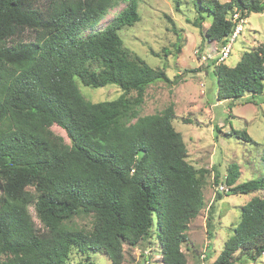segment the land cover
<instances>
[{"label": "trees", "instance_id": "16d2710c", "mask_svg": "<svg viewBox=\"0 0 264 264\" xmlns=\"http://www.w3.org/2000/svg\"><path fill=\"white\" fill-rule=\"evenodd\" d=\"M138 1L0 0V264H68L74 252L98 251L123 264L124 245L153 236L163 264H187L182 246L205 206L204 172L187 161L173 106L125 122L148 86L170 83L164 69L147 65L119 34L140 21ZM121 3L126 7L96 30ZM196 5L212 19L204 38L222 48L237 21L264 13V0ZM205 21L199 16L193 26L202 30ZM212 70L219 102L263 95L264 43L245 51L235 67L213 63ZM77 79L94 89L117 85L124 95L93 103ZM132 91L134 100L126 97ZM54 125L70 144L52 133ZM239 174L229 169L231 194H263L243 206L234 235L211 264H237L238 252L252 260L264 254V176L236 185ZM82 214L94 217L90 230L67 226Z\"/></svg>", "mask_w": 264, "mask_h": 264}, {"label": "rangeland", "instance_id": "374dc122", "mask_svg": "<svg viewBox=\"0 0 264 264\" xmlns=\"http://www.w3.org/2000/svg\"><path fill=\"white\" fill-rule=\"evenodd\" d=\"M196 1L179 0L177 8L175 0H140L137 2L140 21L123 28L119 34L129 51L150 67L164 69L170 79V83L157 81L148 86L142 103L130 110L125 122L133 125L141 117L160 114L169 106L174 107L173 126L183 136L188 150L187 161L204 172L200 180L205 206L191 221L187 232L189 242L182 246V251L187 264H211L234 235L243 206L263 194H231V187L226 183L229 169L235 166L239 170L236 185L264 176V94H247L242 99L219 102L212 64L225 63L235 67L245 51H253L263 44L264 13H253L239 22L238 15L230 14L237 26H242V31L228 59L221 62V44L204 38L212 19L208 13L200 12ZM125 7L126 4L121 3L110 10L96 30L107 26ZM199 16L206 18L202 30L193 26ZM177 46L181 50L178 51ZM77 83L83 96L93 103L115 101L124 95L117 85L94 89L84 86L78 79ZM137 96L136 91L126 95L131 100ZM51 131L70 144L60 127L54 125ZM244 132L251 141L244 139L241 135ZM219 194L223 195L221 200H217ZM30 211L39 227L41 223L34 209L30 208ZM93 220V216L82 214L67 222V226L90 230ZM123 249V264H163L161 245L156 236L135 247L124 245ZM236 261L237 264H264V254L252 260L249 254L238 252ZM68 264L112 262L102 251L91 252L88 256L74 252Z\"/></svg>", "mask_w": 264, "mask_h": 264}, {"label": "built area", "instance_id": "2783aa9c", "mask_svg": "<svg viewBox=\"0 0 264 264\" xmlns=\"http://www.w3.org/2000/svg\"><path fill=\"white\" fill-rule=\"evenodd\" d=\"M241 31H242V26H237L234 32L232 33V35L230 36L228 44H226L222 48L221 57H220L221 62H225L228 59L229 55L232 52L233 44L235 43V40L241 34Z\"/></svg>", "mask_w": 264, "mask_h": 264}]
</instances>
